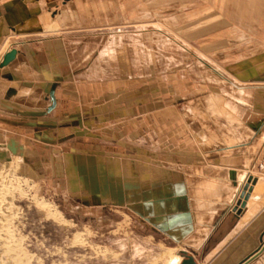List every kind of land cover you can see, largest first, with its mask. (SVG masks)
<instances>
[{"label": "rangeland", "instance_id": "obj_1", "mask_svg": "<svg viewBox=\"0 0 264 264\" xmlns=\"http://www.w3.org/2000/svg\"><path fill=\"white\" fill-rule=\"evenodd\" d=\"M213 3V22L216 25H221V21L230 22L231 18L220 15L223 13L218 8L220 1L214 0ZM79 5L80 0H73L70 31L54 35L66 39L72 65H65L63 70H72V92L80 94L72 99V106L73 109L78 106V109L73 112L59 110L56 113L54 121L57 128L51 130V138L48 132L38 129L39 126H45L42 120L39 124L35 118L36 121H32V117H43V114L25 113L26 122L21 128L0 129V149H4L0 150L3 153L0 188L2 186V190H7L5 197L9 199V207L13 212L10 224L13 235L8 238L14 246L11 256L22 260V264H163L168 252L183 260L182 252L186 249L196 264H237L233 257L217 256L219 249H215L220 243L218 239L231 224L214 226L213 240L200 243L199 240L179 241L173 237L171 226L162 223L156 209H149L146 214L140 206L100 204L80 194L78 175L66 184L64 169L60 170L58 165L57 175L51 163L56 156L58 164H64L60 158L64 157L63 153L71 151V143L75 148L73 152L76 150L80 153V137L83 136L81 139L89 145L85 150L93 151L94 154L102 152L101 155L109 157L130 155L136 160L133 161V169L137 171L139 168L142 175L163 168L169 170V174L172 169L164 166L163 161L187 171L188 158L180 162L172 154L178 147L199 150L202 146L203 151H212L206 153L209 168L216 169L214 157L223 158L221 163L224 164H236L234 160H229L231 153L219 149L228 148L226 143L247 139L253 130L248 128L242 131L228 127L230 123L227 121L222 122L230 114L223 99L217 98L215 104L220 112H214L215 108L209 105V99L223 93L210 83L207 84L203 77H198L205 73L199 58L235 80L244 77V70L249 72V78L254 75L264 77V32L259 35L220 31L204 34L192 32L188 27L172 32L163 24H156V17L143 25L145 18L141 16L134 17L131 23L94 31L80 26ZM179 10H187V2L181 4ZM165 11H173V8ZM167 19L161 18V22L170 27ZM159 29L166 30L162 31L166 36L160 42L152 38ZM116 44L121 49L117 48V62L111 64L107 48ZM101 55H106L105 60H102L104 56ZM252 58L254 61L245 66L240 65L244 68L238 70L243 59ZM254 81L264 82V79ZM128 106H132V114L125 116L119 112ZM222 107L228 114L223 113ZM81 118V129L86 130L84 134H80ZM200 122L208 123L207 128L199 129L196 124ZM200 130L209 135L214 134L209 142H203L206 135ZM257 133L259 135L253 139L254 145L248 150V168L252 173L262 176L264 128ZM196 139L201 143L200 146ZM11 141L20 143L25 148L24 153L21 154L17 148L13 150ZM206 161L199 162V165ZM134 196L138 197L136 194ZM262 207L264 199L257 210ZM262 229L263 245L264 227ZM210 232L208 228V237ZM1 235L4 236V233ZM129 239L143 248L146 246L142 254L130 256L128 251L120 249L117 241ZM7 263H11L10 259ZM247 264H264V250Z\"/></svg>", "mask_w": 264, "mask_h": 264}, {"label": "crops", "instance_id": "obj_2", "mask_svg": "<svg viewBox=\"0 0 264 264\" xmlns=\"http://www.w3.org/2000/svg\"><path fill=\"white\" fill-rule=\"evenodd\" d=\"M213 1L80 0L77 8H79L80 26L94 31L131 23L134 17L141 16L145 18L143 25L149 24V19L156 17V24H163L172 32L180 31L181 27H188L192 32L204 34L220 31L227 34L238 32L259 35L264 32V26H262L264 0H218L220 1L218 8L223 12L220 15L231 18L230 22L221 21V25H216L212 20L215 16ZM184 2H187V10L181 11L179 8ZM72 3L73 0H0V64L6 52L13 48L17 49L14 60L6 66H0L1 130L7 127L19 129L22 125L24 126L25 113L43 114V117H32V121L37 120L39 124L42 120L45 126L43 128L39 126L38 129H43L45 133L48 132L51 138V130L57 128L54 121L56 113L59 110L73 112L78 109V106H75V109L72 106V99L80 96L77 92H72L71 82L74 81L71 78L72 70L69 72L63 70L65 65H72L66 39L62 36L54 37L58 33L70 31L69 27L73 24ZM172 8L173 11H165V9L171 10ZM165 17H168V25L170 24L172 29L161 22V18L164 20ZM218 26L221 27L218 28ZM117 46L120 45L116 44L113 47ZM252 60L254 61V58L243 59V62L238 65V70L244 68L240 65L245 66ZM239 72L241 74V71ZM248 73L244 70L242 72L244 77L236 79L243 86L244 84L250 85L240 96L251 102L252 111L255 113L252 116L254 120L251 117L243 119L240 115L236 116L238 113L229 109L227 112L235 118L239 117V121H225L232 123L228 127L238 129H241V124L244 122L246 128L243 127L242 131L251 128L255 132L251 131L252 134L250 133L249 137L242 141L226 143L225 145H229L228 148L219 149L231 153L229 160H234L236 164H224L221 163L223 158L214 157L216 169L209 168L210 163L206 161V153L212 151H203L202 146L199 150L191 147L185 150L186 148L178 147L172 154L178 157L180 162L188 158L189 169L187 171L166 166L172 169L169 174H167L169 170L165 171L163 168L155 173L142 175L139 168L137 171L133 169V161L136 160L130 155L109 157L101 155L102 152L94 154L93 151L85 150L89 145L82 140L83 136H81L80 153L76 150L73 152L75 148L71 143V151L63 153L64 157L60 158V161L64 160V164L63 162L58 164L56 156L52 158L51 165L54 166L52 168L55 174L59 173L57 167L59 165L60 170L64 169L66 184L78 175L80 194L100 204L112 203L120 207L140 206L146 214L149 213L147 212L150 211L149 209H156L157 215L162 218V223L171 226L173 237L179 241L185 239V242H196L200 238V243L213 240L214 226L224 223L231 224V227L218 239L220 243L215 249H219L217 256L228 258L230 256L236 259V263L239 262L260 248L262 244L260 238L264 227V208L257 210V206L264 199V175L252 173L248 168L250 158L248 150L254 145L253 139L259 135L257 132L264 128V87H258L264 82L254 80H263L264 77L254 75L249 78ZM222 109L225 113L226 110L223 107ZM119 112L126 116V114L133 113V108L132 106L124 107V110L121 109ZM203 123L200 122L196 126L199 125L197 126L199 129L207 128L208 123ZM82 127L83 119L81 118L80 134L86 131L81 129ZM200 131L206 135L203 139L205 143L209 142V138L214 135L213 133L209 135L204 130ZM198 143L200 146L201 143L199 141ZM15 146L21 154L24 153L25 148L20 146V143H15ZM204 160L206 162L200 166L199 162ZM231 170H235L234 178L230 175ZM238 171L242 174L241 184L238 180ZM218 175L222 177L223 182H220V185L223 194L220 198H215L214 202L213 182L216 181ZM249 176L255 177L257 182L253 186L247 206L241 214H237L234 206ZM138 177L140 179H134ZM201 191L207 196H198L197 194ZM208 228L211 231L210 237L206 233Z\"/></svg>", "mask_w": 264, "mask_h": 264}, {"label": "bare ground", "instance_id": "obj_3", "mask_svg": "<svg viewBox=\"0 0 264 264\" xmlns=\"http://www.w3.org/2000/svg\"><path fill=\"white\" fill-rule=\"evenodd\" d=\"M154 26V25H153ZM156 27V26H155ZM159 28V27H158ZM152 32V31H151ZM153 33V32H152ZM164 36H166V34L164 35L161 31H155L152 35V38L153 39H157L159 42L164 38ZM168 38V37H167ZM157 41V43H158ZM175 42V41H174ZM173 42V44H174ZM163 43V42H162ZM145 44V43H144ZM172 43H170L171 45ZM176 44V42H175ZM166 45V44H165ZM119 49H121L120 46H117ZM117 47L114 48L113 46L111 47H108L107 49V52H108V56H109V62H111V64L113 63H116L117 62V59H118V51H117ZM146 47V46H144ZM132 48V47H131ZM160 48V47H159ZM184 48V47H183ZM134 49V48H133ZM138 49V48H137ZM135 50V49H134ZM161 50V49H160ZM166 50V49H164ZM133 51V50H132ZM171 51V50H170ZM143 52V50H142ZM163 52V51H162ZM104 54V53H103ZM136 54V53H135ZM134 55V54H133ZM138 55V54H136ZM104 58L102 60H105V56L106 55H103ZM101 55V57H103ZM143 56V55H142ZM100 57V56H99ZM98 57V58H99ZM96 58V57H95ZM147 58V57H146ZM145 58V59H146ZM150 58V57H149ZM160 58V57H159ZM203 58V57H202ZM100 59V58H99ZM136 60V59H135ZM204 60V59H203ZM201 58H199V64L200 65H203L204 68H205V73L203 74V76H198V77H203V79H205V82L208 84L210 83L211 85L217 87V89H220V92L223 93L221 95L219 94H215L213 96L210 97L209 99V102L210 103L209 105L212 106L213 108H215L214 112L216 113H219L220 110H218V107H216V102L218 101L217 98L219 99H223V101L226 102V106L229 107V109H233L235 112H237L238 115H240L241 117H243V119L245 118H249L253 116V111H252V105H251V102L243 99L240 94L244 91L245 88L249 87L250 85L248 84H244L241 85L242 83H240L239 81L231 78V77H228V76H225L222 72H220L219 70L213 68L208 62L206 61H203ZM98 61V60H96ZM147 61V60H146ZM103 62V61H102ZM137 62V60H136ZM139 62V61H138ZM137 62V63H138ZM98 64V63H97ZM104 66V65H103ZM106 67V66H105ZM97 68V67H96ZM95 68V70H96ZM201 69V68H200ZM103 70V69H102ZM105 70V69H104ZM199 70V69H198ZM204 71V69H203ZM202 75V74H201ZM252 87V86H251ZM256 87V86H255ZM258 87H264V84L263 85H258ZM254 93V92H253ZM227 94V96L225 97V95ZM225 97V98H224ZM228 109V108H227ZM226 114V113H225ZM257 114V113H256ZM221 114H219L220 116ZM226 119L225 120H229L231 122H238L239 121V117L238 118H235L233 117L231 114H228L226 115ZM222 117V116H221ZM224 117V116H223ZM222 117V118H223ZM220 118V119H222ZM224 119V118H223ZM222 119V122L225 120ZM252 120H254L252 118ZM244 121V120H243ZM217 123V122H216ZM223 124V123H222ZM232 124V123H230ZM227 125V123H226ZM245 127L246 128V124L243 122L241 124V129ZM253 132V131H252ZM252 134V133H251ZM17 143V142H16ZM9 144V143H8ZM15 141H11L10 142V145H11V148L13 150H16V147H15ZM17 145V144H16ZM229 146V145H228ZM2 158H3V153L0 151V162L2 161ZM164 166H171L172 168L173 167H177L176 165L174 164H168L166 162L163 163ZM210 172V170L208 171ZM207 173V172H205ZM221 174V172H220ZM226 175V174H225ZM249 175H252V174H249ZM249 178V177H248ZM247 178V180H248ZM238 180H239V183L241 184L242 182V174L239 173L238 171ZM220 182H223L222 181V177L220 175H218L216 177V181L213 182V185L215 186L213 188V190H215V193H213V198H214V202L216 201L217 198H220V196H222L223 194V190L221 188V185H220ZM247 182V181H246ZM245 182V183H246ZM196 183V182H195ZM245 185V184H244ZM2 188V186H1ZM0 188V264H22V260H19V258L17 257H14V256H11V252L13 251V244L10 242V240L8 238H10L13 233L11 232V229H10V224H11V221H13V212L11 210V208L9 207V202L7 199L6 196V191L2 190ZM217 188V189H216ZM243 189V188H242ZM241 189V191H242ZM240 191V193H241ZM211 192H209L210 194ZM252 193V192H251ZM207 194V193H206ZM198 196H207L205 195L202 191L199 192L197 194ZM240 196V194H239ZM238 196V198H239ZM251 196V194H250ZM199 198V197H198ZM216 198V199H215ZM210 199V198H209ZM250 199V198H249ZM248 199V200H249ZM200 201V200H199ZM248 202V201H247ZM195 203V202H194ZM193 203V204H194ZM208 203V202H207ZM206 203V204H207ZM211 206V205H209ZM247 206V204H246ZM256 206V205H255ZM194 207H195V204H194ZM244 210V209H243ZM4 233V236H2L1 234ZM262 238V237H261ZM132 239V238H131ZM129 239V240H118L117 243L118 245L120 246V249H122L123 251H128L129 253L128 254H131L130 256H138L140 254L143 253L144 249L146 248H143L141 247L137 242L135 241H132L134 239ZM200 239V238H199ZM198 239V240H199ZM191 242V241H190ZM15 245V244H14ZM264 247V244L260 246V248L258 249L259 252L258 254H260V252L263 249ZM147 251V250H146ZM183 251H187V250H183ZM11 261V263H7V260L9 261V259ZM133 258V257H132ZM115 260V259H113ZM133 260V259H132ZM179 261H182L181 258L179 256H177L176 254H172L171 252H168V254L165 255V259H164V262L163 264H178ZM112 264H119L117 262H113Z\"/></svg>", "mask_w": 264, "mask_h": 264}, {"label": "water", "instance_id": "obj_4", "mask_svg": "<svg viewBox=\"0 0 264 264\" xmlns=\"http://www.w3.org/2000/svg\"><path fill=\"white\" fill-rule=\"evenodd\" d=\"M17 54V49L13 48L11 50H9L8 52L5 53L3 60L0 64L1 67L8 65L10 62H12L14 60V58L16 57ZM52 94H53V90H52ZM230 175L232 176V178L235 177V170H231L230 171ZM257 179L253 176H249L247 182L245 183V185L243 186V189L240 193V196L234 206V211L237 214H241L243 209L246 207L247 201L250 198V194L253 190V186L256 184ZM262 239V238H260ZM259 250H255L254 252H252V254L246 256L245 258H243L242 260H240L237 264H247L249 263L257 254H258ZM184 259L182 260L181 264H196V260L194 259V257L192 255H188L185 251L182 252Z\"/></svg>", "mask_w": 264, "mask_h": 264}]
</instances>
